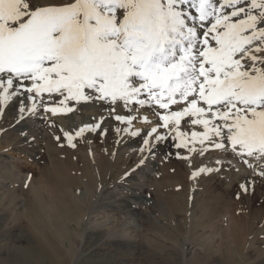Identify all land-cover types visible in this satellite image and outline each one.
<instances>
[{"label":"snow or ice","instance_id":"1","mask_svg":"<svg viewBox=\"0 0 264 264\" xmlns=\"http://www.w3.org/2000/svg\"><path fill=\"white\" fill-rule=\"evenodd\" d=\"M70 101L109 105L108 117L64 133L70 147L106 118L139 137L131 112L147 109L158 121L138 166L171 136L190 154L231 152L264 177V0H0V118L8 107L16 123L66 114ZM186 117L203 131H180Z\"/></svg>","mask_w":264,"mask_h":264},{"label":"rangeland","instance_id":"2","mask_svg":"<svg viewBox=\"0 0 264 264\" xmlns=\"http://www.w3.org/2000/svg\"><path fill=\"white\" fill-rule=\"evenodd\" d=\"M73 102L69 103L74 110L67 114L41 111L38 117L16 123L15 109L8 107L0 118V264L25 260L65 264L61 258L67 245L62 246L56 236V225L68 233L79 232L82 242L86 234L90 237L87 259L80 264H264V177L255 175L231 152L190 154L177 149L171 136L151 154L145 152V164L138 166V149L145 137L118 134L115 129L127 125L112 118H106L95 132L76 137L73 143L80 142L70 147L65 132L74 135L85 124L109 115V105L102 102ZM172 110L179 109L172 106ZM116 112L128 114L122 106ZM131 114L136 120L130 131H150L158 121L147 109ZM141 117L151 123H142ZM186 121L187 117L179 130L189 137L193 131H203ZM158 132L166 134L167 129ZM134 138L138 142L130 146ZM62 164L71 169L78 183L74 186L81 189L71 194L72 202L76 199L83 208L84 217L78 220L81 211L75 209L77 217L70 214L71 219L46 188L42 173ZM201 167L219 171L192 178ZM9 171L15 173L10 176ZM125 173L130 174L125 178ZM243 180L246 193L240 188ZM92 189L96 193L88 202L84 194ZM70 261L74 264L75 259Z\"/></svg>","mask_w":264,"mask_h":264},{"label":"bare ground","instance_id":"3","mask_svg":"<svg viewBox=\"0 0 264 264\" xmlns=\"http://www.w3.org/2000/svg\"><path fill=\"white\" fill-rule=\"evenodd\" d=\"M73 103H76V102H73ZM75 105H77V104H75ZM52 106H55V105H52ZM72 106V104L71 103H69V107H71ZM74 106V105H73ZM76 107V106H75ZM82 107V106H81ZM73 108V107H72ZM74 109V108H73ZM81 109V108H80ZM162 112L164 111V110H161ZM70 113V112H69ZM67 114V113H66ZM25 126H22L21 127V129H23ZM200 127V126H199ZM137 128V127H136ZM201 128V127H200ZM17 130V129H16ZM148 131H143V132H141V135L143 136V137H145L146 136V133H147ZM116 133V132H115ZM142 136H141V138H142ZM137 138V137H136ZM135 139V138H134ZM138 139H135V140H133L132 142H130L129 143V145L130 146H133L134 145V142H136ZM53 141V140H52ZM77 142H80V141H78V140H76L75 142H74V144L75 143H77ZM138 142V141H137ZM55 143H56V141H55ZM54 144V143H53ZM57 144V143H56ZM166 144V143H165ZM49 146V145H48ZM55 150V149H54ZM56 151V150H55ZM57 152V151H56ZM81 156V155H80ZM83 156H85V155H83ZM83 156H82V158H83ZM196 157V156H195ZM199 157V156H198ZM86 158V157H85ZM88 158V157H87ZM73 159V158H72ZM74 160H77V159H74ZM56 161V160H55ZM77 162V161H76ZM56 163V162H55ZM86 163V162H85ZM89 163V162H88ZM63 164H65L66 165V163H64L63 162ZM62 164V165H63ZM73 164L75 165V167H76V165L77 164H75L74 163V161H73ZM84 164V163H83ZM87 164V163H86ZM62 165H56L54 168H52V170H49V169H44L43 168V170L45 171V170H49L48 172H45V173H42V174H44L45 175V179L44 180H46L47 182H48V184L46 185V188H48V191L51 193L50 194V196H51V198L52 197H56V203L58 202V207H61V209H62V211H66L67 213H69V215L68 216H70L71 217V215L73 214V213H75V209H77V211H81L83 208H81L80 207V202L79 203H75V201H76V199H74L75 201L74 202H72L73 200H72V198H73V196L71 195V194H74L75 193V191L76 192H78V190H81L80 189V187L78 188V187H75L74 185H76V184H78V183H76V182H74L75 180H77V179H74L72 176H71V174L69 173L70 172V170L68 171L66 168L67 167H65L64 165L62 166ZM79 165V164H78ZM62 166V167H61ZM71 167V166H70ZM70 167H68V168H70ZM71 168H73V167H71ZM78 168V167H77ZM79 169V168H78ZM42 170V171H43ZM73 170V169H72ZM13 171V170H12ZM12 171H9V175L11 176L13 173H15V172H13L12 173ZM43 171V172H44ZM76 171V170H75ZM86 172V171H85ZM84 175H86V174H84ZM94 176V175H93ZM82 178V177H81ZM242 180V179H241ZM243 183H245L246 184V181L245 180H243ZM98 185V184H97ZM41 186V185H40ZM77 186V185H76ZM59 190H63V191H61L62 192V196L60 197V196H58V192H59ZM79 193V192H78ZM94 193H96L95 192V190H90V191H88V192H86L85 194H84V196L86 197L85 199L89 202L90 201V198L91 197H93L94 196ZM55 195V196H54ZM76 198V197H75ZM139 199H141V200H144V199H146L145 197H141V196H139L138 197ZM53 199V198H52ZM196 200V199H195ZM188 201V200H187ZM186 201V202H187ZM189 202V201H188ZM187 202V203H188ZM52 203V202H51ZM55 203V202H54ZM86 203V202H85ZM186 203V204H187ZM52 205H54V204H52ZM51 205V206H52ZM82 205H84V204H82ZM81 205V206H82ZM174 205V204H173ZM54 207V206H53ZM52 208V207H51ZM56 209V208H55ZM58 209V208H57ZM197 209H198V207H197ZM65 212V213H66ZM83 211H81V213L79 212V214H81V215H79L78 213V216H80V217H78V218H76V220H78V219H81V218H83L84 216H83V214L84 213H82ZM50 214H51V212H50ZM71 214V215H70ZM76 214V215H77ZM74 215V214H73ZM73 215H72V217H73ZM75 216V215H74ZM56 217V216H55ZM71 217V219H73ZM75 217H77V216H75ZM48 220H50V218L48 219ZM70 221V220H69ZM76 222V221H75ZM76 224H77V222H76ZM78 226H79V224H78ZM54 231L56 232V236L58 237L59 236V238L62 240V246L64 245L65 247H66V245H67V254H66V256H64L63 258H61L62 259V261H63V263L65 262V264H69V262H71L70 260H72V262H73V259H75V261H74V264H80V263H82L85 259H87L86 257L88 256L86 253V251H88L87 250V245H86V243L88 242V239L90 238L87 234H86V237H85V240L82 242V238H81V234L79 233V232H76V233H68L65 229H63V227L62 226H59V225H56V226H54ZM53 231V232H54ZM238 232V231H237ZM52 233V232H51ZM44 235H45V233H44ZM91 235V234H90ZM236 237H238L237 235H235V239H237ZM59 239V240H60ZM94 240V239H93ZM81 242V243H80ZM78 243H80L81 244V252H80V254H79V256L77 255V245H78ZM91 243V242H90ZM92 243H93V241H92ZM49 244V243H48ZM58 244V243H57ZM88 244H89V242H88ZM96 246V245H95ZM57 247V246H56ZM90 247H91V245H90ZM89 249V248H88ZM55 250V249H54ZM94 250V249H93ZM119 251L118 252H120V253H122V248H119L118 249ZM89 252V251H88ZM52 253V252H51ZM91 253V252H90ZM78 256V257H77ZM44 258L42 257V260H43ZM46 259V258H45ZM59 260V259H58ZM41 261V260H40ZM44 261H46V260H44ZM86 261V260H85ZM47 262V261H46ZM49 262V261H48ZM59 262V261H58ZM42 264L44 263V262H41ZM40 263V264H41ZM50 263V262H49ZM83 263H85V262H83ZM48 264V263H47ZM59 264V263H58Z\"/></svg>","mask_w":264,"mask_h":264}]
</instances>
